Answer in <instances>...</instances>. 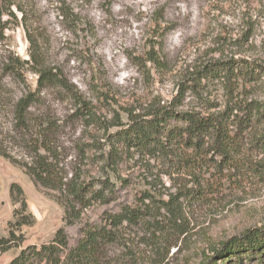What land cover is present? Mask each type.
I'll use <instances>...</instances> for the list:
<instances>
[{"label":"rangeland","instance_id":"374dc122","mask_svg":"<svg viewBox=\"0 0 264 264\" xmlns=\"http://www.w3.org/2000/svg\"><path fill=\"white\" fill-rule=\"evenodd\" d=\"M38 64L63 76L94 123L60 88L38 86ZM28 93L37 101L22 130L15 106ZM244 107L259 112L237 128ZM171 111L226 117L230 141L160 152L152 137L151 151L130 147L134 122L157 116L158 143L181 128L158 121ZM41 141L63 182L90 190L72 225L63 195L17 165L32 164ZM0 148L9 156H0V240L15 236L0 264L59 228L74 247L123 206L148 217L108 250L115 264H203L221 243L264 227V0H0ZM20 215L32 222L15 230Z\"/></svg>","mask_w":264,"mask_h":264},{"label":"trees","instance_id":"16d2710c","mask_svg":"<svg viewBox=\"0 0 264 264\" xmlns=\"http://www.w3.org/2000/svg\"><path fill=\"white\" fill-rule=\"evenodd\" d=\"M32 60L35 62V56L33 55ZM38 65V68L33 71L37 76L38 86L60 88L77 105L80 116L94 123V114L89 110V106L70 89L63 76L41 64ZM224 69L230 72L232 67ZM239 71L242 72L243 70L239 69ZM249 72H242L243 76L246 77ZM178 98L176 100L180 101ZM36 101L37 96L28 93L16 103L15 122L16 126H19L22 130L27 129L26 114L30 106L35 104ZM245 109L246 107H244L241 117L237 121L235 119L237 128L246 129L248 123L252 122L254 114L259 112L254 107H250L249 110ZM155 118L157 119V116H154L152 121L145 122L146 125L134 122L133 126L130 127V138L125 137L126 140H130V147L145 149L146 152L151 151L150 141L153 139L152 137H154V141H157L160 152L166 151L173 143H177L180 147L199 151L205 147V139L212 140L216 145L219 143L226 144L230 141L231 136L228 134V127L224 123L226 117L220 118L218 116H203L199 113H176L171 111L163 114L158 121L162 123L171 119L181 123L182 126L181 128L169 129L165 133L163 142L158 143L155 135L158 136L160 133V123H156ZM161 127L163 128V126ZM235 135L238 134L235 133ZM151 145L153 144L151 143ZM218 149L224 151L222 146H219ZM34 153L32 164H17L15 161H10L22 167L25 174L32 179L35 185L63 195L65 199L59 200L62 204L64 203L63 220L66 225H72L80 215L76 210V206L85 208L89 205L86 204L88 202L86 195L90 190L80 186L77 180H71L68 183L63 182L64 178L59 176V170L56 163H54L55 150L49 142L41 141ZM0 156L9 159V156L1 148ZM94 198L99 199L100 196L94 193L92 199ZM146 217L148 215L141 209L123 206L118 213L106 216L103 225L84 229L82 237L74 247L68 245L64 230L59 228L55 231L53 239L49 243L41 244L39 247L28 246L21 249L8 264H115L108 255V250L122 244L121 239L130 227L137 226L140 223L146 224ZM31 222L30 216L20 215L13 225L16 228L15 230H18L22 226L30 225ZM148 226L157 228V222L155 221ZM14 239V233L11 231L7 239L0 240V251L15 244ZM203 264H264V227L247 230L240 236L232 237L221 243L220 247L212 250V256L206 258Z\"/></svg>","mask_w":264,"mask_h":264}]
</instances>
